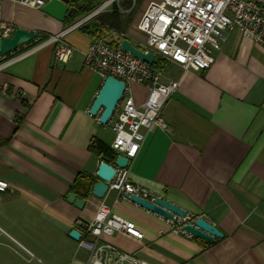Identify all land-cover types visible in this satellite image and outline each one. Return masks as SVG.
Returning a JSON list of instances; mask_svg holds the SVG:
<instances>
[{"label": "crops", "instance_id": "0c3cea01", "mask_svg": "<svg viewBox=\"0 0 264 264\" xmlns=\"http://www.w3.org/2000/svg\"><path fill=\"white\" fill-rule=\"evenodd\" d=\"M76 12L61 21L41 7L0 0V34L12 25L40 35L0 55V138L7 140L0 179L10 185L0 201V264H85L89 255L69 233L93 221L103 199L81 190L86 179L98 181L102 158L90 149L92 139L109 145L114 139L112 127L101 129L89 113L104 77L85 64L94 38L79 28L64 36L74 48L66 62L55 57L54 44L40 41L70 27ZM76 30L86 42L72 36ZM135 33L128 39L139 47L142 35ZM214 54L207 71L167 61L164 69L174 74L164 79L163 69V81L180 82L162 111L169 128L145 134L129 170L132 182L191 219H208L223 237L208 242L175 232L168 218L130 199L115 202V191L105 197L145 236L116 232L103 240L151 264H264V49L228 30ZM131 94L142 103L148 90L132 82ZM70 192L83 208L68 201Z\"/></svg>", "mask_w": 264, "mask_h": 264}, {"label": "built area", "instance_id": "2783aa9c", "mask_svg": "<svg viewBox=\"0 0 264 264\" xmlns=\"http://www.w3.org/2000/svg\"><path fill=\"white\" fill-rule=\"evenodd\" d=\"M12 1L34 8L46 3L44 0ZM120 1L106 0L105 4ZM81 25L74 23L62 33L44 41L45 44L55 45L57 59L66 62L72 55L74 48L64 40V36ZM134 26L142 35L139 47L145 52H154L156 60L160 57L179 65L184 71H207L215 63L214 53L221 49L224 33L228 30H239L244 37L264 49V0H151ZM14 29L12 25H5L1 33L7 36ZM30 52L7 59L3 65ZM83 55L85 64L99 72L104 79L113 75L126 83L124 94L108 122L114 131L111 165L116 168V173L106 182L108 191L105 197L115 191V202L120 198L130 199L132 195L152 201L157 195L149 188L132 182L129 166L141 150L147 132L156 128L168 130L162 111L180 82H164L162 69L103 38H95ZM132 82L144 85L148 90L142 103H137L131 94ZM118 155L129 159L126 168L114 165ZM9 187L7 181L0 179V201ZM105 197L94 220L81 223L78 229L81 234L79 245L89 252L85 264H151L135 253L121 251L103 240V235L116 232L139 241L145 236L134 221L115 213ZM194 220L189 217L169 219L173 230L180 233H188L183 225ZM38 261L43 264L40 259Z\"/></svg>", "mask_w": 264, "mask_h": 264}, {"label": "water", "instance_id": "95a60500", "mask_svg": "<svg viewBox=\"0 0 264 264\" xmlns=\"http://www.w3.org/2000/svg\"><path fill=\"white\" fill-rule=\"evenodd\" d=\"M70 0H49L42 7L41 10L61 21H64L66 16L72 15L77 9L69 7ZM106 1L98 6L94 11L88 15L83 16L75 24L81 25L91 18L95 17L101 12ZM33 41H39V34L35 31L16 28L12 34L3 36L0 34V55L7 56L20 48V46L31 43ZM121 48L129 51L134 56L146 61L149 64H155L156 54L152 51L145 52L140 47L134 45L130 39L124 38L120 42ZM126 83L113 75H109L104 79V83L101 86L95 100L93 101L89 113L90 115L97 116L99 123L102 125H108L115 107L121 97L124 94ZM102 161L96 173L98 181L94 184L92 194L97 198H104L108 191L107 181H110L116 173V168L111 165V158L101 157ZM129 164V159L123 155H118L114 165L120 168H126ZM68 201L79 208H83L85 201L73 192L68 194ZM130 200L141 205L142 207L162 215L168 219H174L175 217H189L185 209L172 203L171 201L157 196L154 200L150 201L140 196L132 195ZM190 235L199 237L208 242H214L217 238L223 237L222 231H220L213 223L204 217H198L193 222H187L183 225ZM69 236L78 241L80 239V232L78 229H72Z\"/></svg>", "mask_w": 264, "mask_h": 264}, {"label": "trees", "instance_id": "16d2710c", "mask_svg": "<svg viewBox=\"0 0 264 264\" xmlns=\"http://www.w3.org/2000/svg\"><path fill=\"white\" fill-rule=\"evenodd\" d=\"M70 0V4L77 9V12L74 14L73 19L68 21L67 23L72 25L76 22L78 18H82L85 15H88L92 11H94L98 6L103 4L106 0ZM143 1V0H136ZM133 0H121L120 6L124 8V10L131 9ZM115 8L117 7V2H114ZM135 18V13H129V15L124 14L118 7L111 13L106 15H98L96 17L91 18L84 24H82L79 29L83 32L91 35L94 39L95 38H102L104 32L111 28L118 33V37L116 39H112L110 43L115 46H119L120 42L124 38H129L127 36V31L129 27L132 25ZM40 36V35H39ZM49 35H42L40 41H45L49 38ZM167 64V60L161 59L160 57L157 58L155 62V67L164 69L165 65ZM7 140L0 138V148L6 144ZM90 149L94 151L96 154L100 155V157H113V149L111 145L107 144L106 142L102 141L100 138L94 137L90 143ZM94 179H86L84 183V191L83 194L85 196H89L92 192L93 186L95 184ZM72 187L77 189V185L74 184Z\"/></svg>", "mask_w": 264, "mask_h": 264}, {"label": "rangeland", "instance_id": "374dc122", "mask_svg": "<svg viewBox=\"0 0 264 264\" xmlns=\"http://www.w3.org/2000/svg\"><path fill=\"white\" fill-rule=\"evenodd\" d=\"M95 3L96 1L93 0ZM151 0H143V1H136V0H133V3H132V7L131 9H128V10H124V8L122 6H120V2L117 5L118 9H120L124 14L126 15H129V13H135V18H134V21H133V24L129 27L128 31H127V36H131L129 34L130 30L132 29V31L135 33V32H138L136 27L134 26V24L137 22V20L139 19L141 13L144 11L145 7L147 6V4L150 2ZM115 4L111 3L109 5H107L104 9L101 10V12L99 14H97L96 16L98 15H106V14H109L111 12H113L116 8L114 6ZM95 16V17H96ZM79 30H76L74 33H73V37L74 38H80L81 40H84L83 38H81L80 34H78ZM81 33V32H80ZM139 33V32H138ZM136 34V33H135ZM140 36V35H139ZM118 37V33L111 29V28H108L102 38L108 42H110L112 39H116ZM85 42L87 41L86 39L84 40ZM164 72H165V76H164V79H167L168 77L172 76L174 74V71H172L171 69H169V67L165 68L164 69ZM102 128L101 129H108V126H104L102 125L101 126ZM104 127V128H103Z\"/></svg>", "mask_w": 264, "mask_h": 264}, {"label": "bare ground", "instance_id": "6f19581e", "mask_svg": "<svg viewBox=\"0 0 264 264\" xmlns=\"http://www.w3.org/2000/svg\"><path fill=\"white\" fill-rule=\"evenodd\" d=\"M107 5H108V4H105L104 7H103V9H104Z\"/></svg>", "mask_w": 264, "mask_h": 264}]
</instances>
